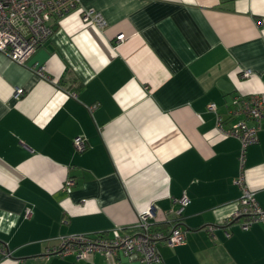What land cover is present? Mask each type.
<instances>
[{"label":"crops","instance_id":"1","mask_svg":"<svg viewBox=\"0 0 264 264\" xmlns=\"http://www.w3.org/2000/svg\"><path fill=\"white\" fill-rule=\"evenodd\" d=\"M256 93L264 0H81L25 64L0 52V244L10 252L0 264H111L45 252L63 236L133 228L153 205L167 232L184 193L186 242H161L157 264H264V222H228L242 195L240 141L209 110L228 130L241 118L234 98ZM245 179L264 209V120Z\"/></svg>","mask_w":264,"mask_h":264},{"label":"built area","instance_id":"2","mask_svg":"<svg viewBox=\"0 0 264 264\" xmlns=\"http://www.w3.org/2000/svg\"><path fill=\"white\" fill-rule=\"evenodd\" d=\"M81 0H0V52L18 64H25L37 51L39 46L54 33L59 20L73 11L79 10ZM85 21L96 23L103 27V16L95 11H81ZM125 40L123 35L117 37V42ZM41 77L48 78L44 69L38 70ZM251 75L250 70L242 73L243 78ZM22 89H17L15 96L21 97ZM74 96H76L73 93ZM233 114L240 120L230 129L224 130L222 117L217 112V105L212 103L209 110L216 113L217 127L226 135L236 137L240 141L239 165L240 175L235 183L240 187L242 195L239 207L229 221L241 220L240 227L249 230L255 223L264 222V209L256 199V194L249 189L245 171L248 148L259 142V133L264 120V94L237 96L234 101ZM76 149L84 151L87 140L77 137L74 140ZM72 179H67L66 190L71 192ZM179 207L166 213L169 224L167 232L157 229L153 219L156 217V207L150 206L139 214L137 224L130 229H116L112 235L106 233L78 234L60 237L58 245L46 249L47 256L67 257L73 255L78 260H87L93 254L100 253L115 264L120 257L137 260L141 264H157L163 258L159 244L164 242L168 247H176L186 242L187 230L182 227L181 219L190 203L184 193L178 200ZM31 215L30 209L26 217ZM166 220V218H165ZM10 252L0 244V257L9 256Z\"/></svg>","mask_w":264,"mask_h":264},{"label":"trees","instance_id":"3","mask_svg":"<svg viewBox=\"0 0 264 264\" xmlns=\"http://www.w3.org/2000/svg\"><path fill=\"white\" fill-rule=\"evenodd\" d=\"M55 28H56V27H55ZM236 97H237V96H236ZM236 97H235V98H236ZM235 98H234V99H235ZM1 258H3V257H0V259H1Z\"/></svg>","mask_w":264,"mask_h":264}]
</instances>
